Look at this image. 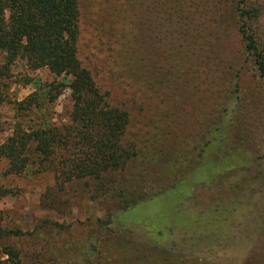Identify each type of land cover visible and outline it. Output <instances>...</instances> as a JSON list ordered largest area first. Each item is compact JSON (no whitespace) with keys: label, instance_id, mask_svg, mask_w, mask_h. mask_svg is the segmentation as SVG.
Wrapping results in <instances>:
<instances>
[{"label":"rangeland","instance_id":"obj_1","mask_svg":"<svg viewBox=\"0 0 264 264\" xmlns=\"http://www.w3.org/2000/svg\"><path fill=\"white\" fill-rule=\"evenodd\" d=\"M250 2L261 5L264 29V0ZM237 3L80 0L82 65L106 103L128 113L123 142L136 155L120 173L124 197H148L122 210L92 183L71 181L59 191L51 172L9 173L0 159V256L12 245L25 264H264V78L237 30ZM116 5L134 41L117 59ZM150 55L167 70L161 83L130 75ZM71 79L17 59L0 103V143L17 123L42 120L37 110L18 112L16 102ZM72 104L66 85L45 103L44 120L68 123ZM214 128L202 164L181 178L177 166L171 173L170 158L196 155Z\"/></svg>","mask_w":264,"mask_h":264},{"label":"trees","instance_id":"obj_2","mask_svg":"<svg viewBox=\"0 0 264 264\" xmlns=\"http://www.w3.org/2000/svg\"><path fill=\"white\" fill-rule=\"evenodd\" d=\"M236 7L237 30L245 51L252 58L259 76L264 78L262 7L250 0H238ZM115 21L117 59L121 47L126 50L134 41L129 36L126 15L117 5ZM80 27V0H0V103L8 99L12 66L19 58L25 59L30 69L46 67L56 76L70 75L72 78L68 84L60 81L51 82L45 88L38 87L16 102L18 112L37 110L42 114V120L34 126L24 127L18 123L13 126L11 133L0 143V159L7 161L9 173L51 172L59 191L71 181L92 183L96 195L119 199L122 201L120 208L125 210L148 197L135 191L124 197L129 190L123 186L120 173L136 155L134 144L123 142L128 113L106 103V96L95 85L90 71L82 65L78 48ZM160 67L150 55L141 64L132 65L130 75L151 84L161 83L166 79L167 70ZM66 85L73 101L69 122L49 123L44 120L45 103L53 102ZM217 132L214 128L213 138L207 137L197 154L185 156L182 163L180 159L170 158L171 164L174 163L171 173L177 166L180 171L178 169L175 176L181 178L182 172L202 164L205 149L216 138ZM157 193L158 190L149 194L150 198ZM41 224L45 226L49 222ZM1 231V234L14 235L31 233ZM1 254L0 264H25L19 249L12 245L3 246Z\"/></svg>","mask_w":264,"mask_h":264}]
</instances>
